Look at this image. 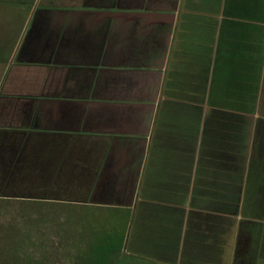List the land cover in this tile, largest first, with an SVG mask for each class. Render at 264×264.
Listing matches in <instances>:
<instances>
[{
	"label": "crops",
	"instance_id": "crops-1",
	"mask_svg": "<svg viewBox=\"0 0 264 264\" xmlns=\"http://www.w3.org/2000/svg\"><path fill=\"white\" fill-rule=\"evenodd\" d=\"M0 158L48 202L144 205L159 263L264 264V0H0Z\"/></svg>",
	"mask_w": 264,
	"mask_h": 264
},
{
	"label": "trees",
	"instance_id": "trees-1",
	"mask_svg": "<svg viewBox=\"0 0 264 264\" xmlns=\"http://www.w3.org/2000/svg\"><path fill=\"white\" fill-rule=\"evenodd\" d=\"M3 158L10 160V157ZM3 158H0V161ZM10 176L6 175L5 180L7 181ZM6 188H8L6 185L0 187V201L19 200V203L29 204L28 210L38 211V215L33 219L28 216L23 219L22 223L18 224L17 221L15 223L10 222L7 225L0 224V264H48V258L50 257L46 255V248L42 243L45 240V234L38 235L40 228L46 227V213L48 212L45 211H47L48 205L55 213L66 210L65 206L70 205H86L88 206L85 207L86 210L92 212V214H95L94 212L96 214L104 212L100 216L103 217L101 218L102 221L95 228L90 221L85 220L88 218L87 216L81 217V223H78V220L71 219L68 224H65L74 227V229L78 226L81 227L76 235L77 242L80 244L79 248L74 252L70 251L66 255L63 254L64 258L74 261V264H158L153 260H150V263L140 262L125 251L126 241L133 245L134 250H138L139 247L127 239L128 223L131 222L132 227L135 217L133 215L129 218L128 210L124 207L48 202L46 201V198H49L46 197V187H16L17 189H12L14 194L7 196L3 193L7 191ZM89 208L92 211L88 210ZM87 229L91 232L89 236L85 232Z\"/></svg>",
	"mask_w": 264,
	"mask_h": 264
},
{
	"label": "rangeland",
	"instance_id": "rangeland-1",
	"mask_svg": "<svg viewBox=\"0 0 264 264\" xmlns=\"http://www.w3.org/2000/svg\"><path fill=\"white\" fill-rule=\"evenodd\" d=\"M32 22V20H31ZM31 22L29 24V27L31 25ZM27 22L23 26H25ZM19 27H12L11 29H7L9 31V35L12 38H16L17 36H24V34L28 33L25 31V27H21L22 25H19ZM0 165H2L0 163ZM9 168V167H8ZM17 173H12L10 169L6 170L4 172L2 166L0 167V187H4L5 185L8 187L6 188L7 191L3 192L4 195L11 196L14 193H12V189H17L12 184L17 183L10 180L12 179V176ZM11 175L10 178L6 181L5 176ZM16 176V175H15ZM2 193V194H3ZM22 202V201H21ZM69 205V204H68ZM48 205L46 213V227H41L38 235H44V242L43 245L46 248V255H48L50 258H48L47 262L48 264H74V261L68 260L63 257V254H67L70 251H75L79 248L80 244L77 242L76 235L81 230V227L78 226L76 229L74 227L66 226L65 224H68L71 219L78 220V223H81V217L87 216L88 218L85 219L86 221H90L92 223L93 227H97L100 222L102 221L100 217L104 214V212H100L99 214H92V212L87 211L84 205H74V206H65L64 211L62 212H53L51 210L52 208ZM29 204H26L24 202L19 203V200H7V201H0V224L7 225L10 222L15 223L17 221L18 223H22L23 219H25L28 216H31L29 218L33 219L35 216L38 215V211L34 210H28ZM90 207V206H89ZM88 210H91L90 208ZM92 211V210H91ZM143 213L144 211V205H137L136 211H134V223L131 227V222L128 223L127 226V239L131 240L135 245H138L140 248V244L137 243L139 240L140 234L142 235V241L143 246L142 250H134L133 245L126 241L125 244V251L130 254L133 258H136L140 262H151L150 260L156 261L155 259H152L150 256H153V254L156 252V249L159 247L157 241L162 238L161 236V228L157 225L156 219H150L148 222V227L145 228L142 225V218L140 216V213ZM129 213V212H128ZM91 216V217H90ZM100 219V220H99ZM131 220V219H130ZM69 227V229H68ZM132 231V232H131ZM86 235H91V232L85 230ZM130 237H129V233ZM159 235V236H158ZM228 237V236H227ZM226 245V241L223 243ZM228 248V252L226 253V256L221 264H228L230 263V260L232 258L231 253L229 252L230 243L225 246V249ZM233 250V249H232ZM57 255V256H56ZM227 258V260H226ZM158 262V261H156ZM158 264H164L159 263Z\"/></svg>",
	"mask_w": 264,
	"mask_h": 264
}]
</instances>
